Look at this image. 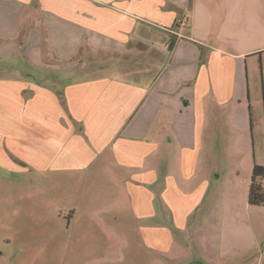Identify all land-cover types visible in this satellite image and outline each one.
Wrapping results in <instances>:
<instances>
[{"label":"crops","instance_id":"1","mask_svg":"<svg viewBox=\"0 0 264 264\" xmlns=\"http://www.w3.org/2000/svg\"><path fill=\"white\" fill-rule=\"evenodd\" d=\"M186 4L0 0V169L81 175L97 187L78 198L85 214L118 219L128 200L150 248L179 259L185 232L223 260L207 239L227 235L211 222L207 145L220 121L212 109L234 99L238 69L233 56L201 49L188 19L186 31L176 25ZM238 232V252L256 248L251 261L264 264L254 231Z\"/></svg>","mask_w":264,"mask_h":264},{"label":"rangeland","instance_id":"2","mask_svg":"<svg viewBox=\"0 0 264 264\" xmlns=\"http://www.w3.org/2000/svg\"><path fill=\"white\" fill-rule=\"evenodd\" d=\"M185 6L179 16L189 20L199 47L233 56L238 69L234 99L225 108L212 109L220 121L207 145L213 174L207 197L211 222L227 232L207 239L228 256L205 257L185 232L175 238L189 253H180L179 259L174 253L160 254L147 243L149 237L140 229L147 224L135 219L128 200L118 219L85 214L78 198L97 187L83 186L81 175L0 169V182H5L0 184L2 264H256L251 261L256 248L238 252V229L246 228L250 235L254 231L264 250V205L247 203L252 168H264V0H187ZM5 63L0 67L6 68ZM260 183L264 190V176ZM228 197L232 201L226 202ZM225 207L235 214L222 218Z\"/></svg>","mask_w":264,"mask_h":264},{"label":"trees","instance_id":"3","mask_svg":"<svg viewBox=\"0 0 264 264\" xmlns=\"http://www.w3.org/2000/svg\"><path fill=\"white\" fill-rule=\"evenodd\" d=\"M172 43L170 44V49ZM264 176V168L254 165L251 172V182L248 189L247 203L251 207L260 208L264 205V190L260 180Z\"/></svg>","mask_w":264,"mask_h":264},{"label":"built area","instance_id":"4","mask_svg":"<svg viewBox=\"0 0 264 264\" xmlns=\"http://www.w3.org/2000/svg\"><path fill=\"white\" fill-rule=\"evenodd\" d=\"M185 19H180V20H178V22L176 23V25H178V26H180V27H184L185 26ZM170 32H172V31H170ZM172 33H174V32H172Z\"/></svg>","mask_w":264,"mask_h":264}]
</instances>
